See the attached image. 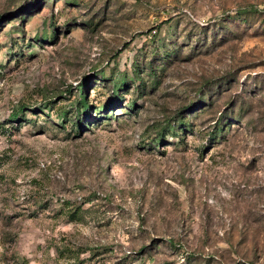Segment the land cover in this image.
<instances>
[{
  "label": "rangeland",
  "instance_id": "1",
  "mask_svg": "<svg viewBox=\"0 0 264 264\" xmlns=\"http://www.w3.org/2000/svg\"><path fill=\"white\" fill-rule=\"evenodd\" d=\"M0 264H264V0H0Z\"/></svg>",
  "mask_w": 264,
  "mask_h": 264
},
{
  "label": "trees",
  "instance_id": "2",
  "mask_svg": "<svg viewBox=\"0 0 264 264\" xmlns=\"http://www.w3.org/2000/svg\"><path fill=\"white\" fill-rule=\"evenodd\" d=\"M83 106L86 108V107H87V103H84V102H83ZM86 114H87V115H90V112H87ZM78 123L80 124V123H82V122H81V121H78Z\"/></svg>",
  "mask_w": 264,
  "mask_h": 264
}]
</instances>
